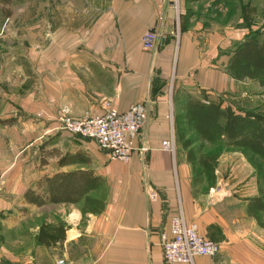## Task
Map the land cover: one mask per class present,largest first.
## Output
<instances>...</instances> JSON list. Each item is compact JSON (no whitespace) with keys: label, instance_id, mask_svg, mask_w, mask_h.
Returning <instances> with one entry per match:
<instances>
[{"label":"crops","instance_id":"0c3cea01","mask_svg":"<svg viewBox=\"0 0 264 264\" xmlns=\"http://www.w3.org/2000/svg\"><path fill=\"white\" fill-rule=\"evenodd\" d=\"M94 7L89 22L58 27L48 46L30 54L35 86L21 94L10 90L0 100V215L12 227L18 225L12 220L49 203L69 205L57 223L24 227L21 243L28 233L36 242L20 253L0 241V264H167L161 236L180 212L221 251L177 264H264V188L246 155L238 151L234 165L231 155L221 156L216 185L203 190L194 180L191 148L178 139L174 151L163 147L164 140L177 138L183 96L211 99L236 91V77L222 66L231 53H217L213 33L201 47L196 27L177 36L169 0H101ZM147 29L159 34L153 49L142 45ZM108 102L120 111L137 102L148 109L129 161L110 159L95 140L59 128L56 116L63 108L81 117L102 114ZM43 138L50 140L44 153L31 147ZM78 170L99 177L106 188L100 211L84 213V204L76 206L83 198L51 201L47 178ZM48 225L60 236L40 242Z\"/></svg>","mask_w":264,"mask_h":264},{"label":"rangeland","instance_id":"374dc122","mask_svg":"<svg viewBox=\"0 0 264 264\" xmlns=\"http://www.w3.org/2000/svg\"><path fill=\"white\" fill-rule=\"evenodd\" d=\"M100 1L0 0V100L5 93H10V90L14 94H21L23 88L35 86L37 75L33 64H31L30 54L44 43L45 46H48L51 43L53 32L58 27H81L93 19L98 11L94 6ZM173 6L177 12L174 25L175 34L178 36L182 29L196 27L201 32L199 45L205 48L208 46L206 40L209 33H213L217 38L216 42L219 43L217 53L220 56L231 53L228 63L222 66L232 75L229 66L235 50L251 36L257 35L260 39H264V0H180L178 5ZM236 84L234 93H226L221 96L213 95L211 100L219 101L221 98H225L227 104H223V108L231 106L237 112L245 113L247 110H253L264 113V87L260 82L248 77L242 79L236 77ZM186 101L187 98L183 96L182 104ZM181 109V106L178 105V113H176L178 118L174 124L177 138L173 136L175 145L177 139L183 144L188 138H196L190 148H194L198 155L203 153L218 154L217 165L221 156L224 155H231L228 161L230 163L232 161L234 165L240 156L238 151H241L248 158L255 177L264 188L263 161L239 147L228 144L227 140L213 143L203 142L198 138V134L191 125L187 123L186 108ZM63 110H67L68 114L72 115L69 109L63 108L61 112ZM59 128L65 130L60 127V124ZM85 140L90 141L87 138ZM49 141L43 138L31 147L39 148V151L44 153L50 150V147H47L50 146ZM21 143H25V141ZM197 182L203 190H210L211 185H216V179H209L204 173L199 175ZM92 194L104 199L107 190L104 186H99ZM83 204V201L80 200L76 206ZM68 206L63 203H49L30 211L21 220H12L13 222L18 221V225L12 227L8 226L10 220H6L4 216L0 215V241L2 243L6 241L8 245L12 246L14 252L20 253L24 245L28 244L31 247L36 242L35 237L28 233L24 243H21L20 232L24 227H34L38 223L45 222L57 223L61 219V215L67 213Z\"/></svg>","mask_w":264,"mask_h":264},{"label":"trees","instance_id":"16d2710c","mask_svg":"<svg viewBox=\"0 0 264 264\" xmlns=\"http://www.w3.org/2000/svg\"><path fill=\"white\" fill-rule=\"evenodd\" d=\"M230 70L237 78H252L258 80L264 87V39L254 35L245 40L232 56ZM186 120L203 142L227 140V143L251 153L264 162V113L247 110L237 112L231 106L223 108V100L213 101L208 96L189 95L185 104ZM182 136H185L182 134ZM196 138H188L184 145L190 147ZM188 158L194 170V180L199 181V175L206 174L209 179H216L218 154L203 153L198 155L194 148L188 151ZM51 201L84 199L82 211H100L104 199L89 191L96 190L100 178L81 170L70 173H59L48 177ZM215 182V181H214ZM85 197V198H84ZM264 209V203L261 204ZM60 236L52 230V226H42L39 241L50 243Z\"/></svg>","mask_w":264,"mask_h":264},{"label":"built area","instance_id":"2783aa9c","mask_svg":"<svg viewBox=\"0 0 264 264\" xmlns=\"http://www.w3.org/2000/svg\"><path fill=\"white\" fill-rule=\"evenodd\" d=\"M178 5L180 0H169ZM159 39L154 29H147L142 36V45L145 49H153ZM148 109L143 102L132 104L127 110L120 111L110 102L102 114L86 113L75 117L63 110L57 116L60 127L82 136L93 139L99 148L109 154L110 159L129 161L136 149V139L146 122ZM165 149L174 151L173 137L163 141ZM145 149V148H143ZM151 195H155L152 192ZM161 244L164 260L167 264L179 262H193L198 255L215 256L221 251V244L203 235L197 222L189 221L183 212L173 215L170 228L162 233ZM15 264H35L33 260L21 261ZM64 264V259L59 260Z\"/></svg>","mask_w":264,"mask_h":264}]
</instances>
